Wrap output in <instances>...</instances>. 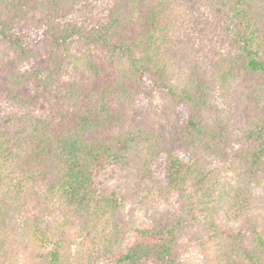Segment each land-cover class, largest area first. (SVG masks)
<instances>
[{"label":"trees","instance_id":"16d2710c","mask_svg":"<svg viewBox=\"0 0 264 264\" xmlns=\"http://www.w3.org/2000/svg\"><path fill=\"white\" fill-rule=\"evenodd\" d=\"M2 73L0 264H264V0H0Z\"/></svg>","mask_w":264,"mask_h":264},{"label":"rangeland","instance_id":"374dc122","mask_svg":"<svg viewBox=\"0 0 264 264\" xmlns=\"http://www.w3.org/2000/svg\"><path fill=\"white\" fill-rule=\"evenodd\" d=\"M103 2V1H102ZM104 3V2H103ZM14 65L19 71H25L28 67L26 63L15 62ZM13 65V66H14ZM6 78L2 73L0 75V108L10 103L9 92L7 91L8 85L6 84ZM160 110V107H158ZM162 111V110H161ZM137 120H142L146 117L143 112L135 113ZM258 194L264 195V182L259 186ZM151 214L149 210L141 208L139 206L126 205L121 211L119 216V224L122 230V240L120 246L117 248L115 255L124 253L130 247H133L139 243L146 245H153L155 241L149 234L144 231H149L152 228ZM181 264H214V259L211 254H202L201 250L196 244L190 242L189 245L180 255ZM96 264H127L118 263L113 258L107 260H99ZM138 264H160L154 258L147 257L142 259Z\"/></svg>","mask_w":264,"mask_h":264}]
</instances>
